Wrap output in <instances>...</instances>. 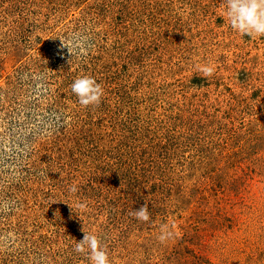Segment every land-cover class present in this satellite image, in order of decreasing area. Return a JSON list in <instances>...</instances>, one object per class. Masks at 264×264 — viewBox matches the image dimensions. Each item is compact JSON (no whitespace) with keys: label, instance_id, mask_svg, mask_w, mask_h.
I'll list each match as a JSON object with an SVG mask.
<instances>
[{"label":"rangeland","instance_id":"rangeland-1","mask_svg":"<svg viewBox=\"0 0 264 264\" xmlns=\"http://www.w3.org/2000/svg\"><path fill=\"white\" fill-rule=\"evenodd\" d=\"M223 7L0 0V264H91L84 231L110 264H264V37Z\"/></svg>","mask_w":264,"mask_h":264},{"label":"clouds","instance_id":"clouds-1","mask_svg":"<svg viewBox=\"0 0 264 264\" xmlns=\"http://www.w3.org/2000/svg\"><path fill=\"white\" fill-rule=\"evenodd\" d=\"M222 15L230 29L241 36L247 34L251 38L264 37V0H224ZM80 39L73 37L71 45L62 40L61 48L67 46L68 52L72 56L73 48L79 50L84 47L82 42H77ZM79 54L83 55L84 53L80 51ZM197 71L202 72L204 77H208L213 74L214 69L210 66H198ZM71 91L78 98V103L84 107L99 104L103 95L102 85L94 77L86 74L79 75L73 80ZM70 191L75 192L77 188L72 186ZM132 215L140 221H149L148 205L144 204L140 208L134 209ZM84 233L83 238L75 243V251L86 252L91 264H110L108 253L102 246L99 237L92 232L84 231ZM172 234L169 225L161 224L157 238L163 242Z\"/></svg>","mask_w":264,"mask_h":264}]
</instances>
